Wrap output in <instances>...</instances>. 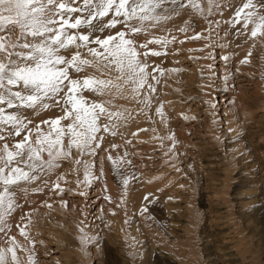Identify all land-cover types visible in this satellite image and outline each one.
Here are the masks:
<instances>
[{
	"label": "rangeland",
	"instance_id": "374dc122",
	"mask_svg": "<svg viewBox=\"0 0 264 264\" xmlns=\"http://www.w3.org/2000/svg\"><path fill=\"white\" fill-rule=\"evenodd\" d=\"M67 1L83 7V0H61ZM253 1L264 13V0ZM41 2L44 16L56 21L48 26L65 28L62 10ZM184 12L167 35L146 34L147 79L138 94L117 82L116 98L134 109L125 115L130 129L123 132L112 123L116 118L101 114L97 139L83 150L69 148L70 136H63L55 167L44 162L46 151L35 169L13 164L34 178L10 185L0 207V250L16 251V261L8 253L6 264H264V34L237 41L232 18L215 6L198 16ZM84 14L65 13V19ZM79 28L67 32L91 31ZM50 35L11 25L0 31L13 53H28L24 44ZM75 52L60 51L69 59ZM64 120L67 131L72 121ZM7 130L0 128V153L24 138L11 140ZM7 173H0V193Z\"/></svg>",
	"mask_w": 264,
	"mask_h": 264
},
{
	"label": "snow or ice",
	"instance_id": "6c2138e0",
	"mask_svg": "<svg viewBox=\"0 0 264 264\" xmlns=\"http://www.w3.org/2000/svg\"><path fill=\"white\" fill-rule=\"evenodd\" d=\"M190 2L194 8L200 10L193 0ZM211 3L212 0H209V4ZM48 4H55L63 10L59 13L60 22L66 27L59 32L48 26L56 21L44 16L45 8L41 0H0V31H8V26L11 25L18 26L22 33L28 32L32 36H44L45 33H52L43 42L32 46L24 44V48L31 47V51L28 53L9 52L7 45L3 43L4 37H0V54L4 55V59L0 60V89L3 90L0 91V104H6L8 108L17 106L35 108L40 105L47 109L49 104L45 102L46 100L51 99L59 104L60 93H64L65 97L64 116L42 122L49 124L50 130L43 136L37 134L36 146L28 143V137L17 142L13 150H9L7 144L4 145L3 151L0 153V161L3 162L0 173H4L5 169H8V173L3 175L2 182L5 187L0 193V207L5 205L6 197L11 195L10 185L17 184L20 180L34 178L30 177L24 169L13 167V164L18 165L24 162L30 169H35L40 166L39 162L43 159L42 153L46 151L48 160L44 162L49 167H55L53 160L63 151L62 138L64 135L70 136L69 148L76 146L81 150L97 139L95 135L99 131L97 121L105 109L99 103L88 104L85 102L83 97L77 96L76 89L93 84L107 86L111 82L85 78L81 83L79 80L70 78V70L80 72L85 66L92 64V61L80 57L78 51L80 47H86L93 59L102 63L104 68L117 71L120 74L117 79L126 78L125 82L133 86L134 92L142 88L147 79L146 65L138 59L139 53L134 42L131 39H126L124 32H118L116 36L91 38L90 35L85 34H68L67 29H78L82 24L95 29L96 25L93 24V21L106 17L110 13H114L115 16H123L125 21L157 19L151 14L161 7L160 0H83L82 8L69 7L68 3L61 2V0H48ZM180 6L184 7L185 5L181 4ZM254 7L251 0H248L243 4L242 9L237 10L236 15L240 16L244 9ZM84 11L87 12V16L83 20L75 18L74 22H71L65 19V13ZM249 22L254 25L251 30L253 37L257 36L258 32L264 34V15L257 16L255 12L249 11L245 14V28L248 27ZM116 23L117 21L113 18L109 23L100 26L98 30L103 32L105 28L115 27ZM130 30L133 33L140 31L135 27ZM91 43L98 45L100 50L87 47ZM12 47L15 48L16 45L12 44ZM69 47L77 49L70 59L59 52L60 49ZM141 47H146V45H141ZM152 54L158 55L159 53L153 52ZM13 55L21 57V63L13 60ZM65 81H68L67 85H65ZM10 86H18L20 90L13 91ZM62 119L72 121L67 125V131L60 126ZM0 124L11 125L15 129L14 134L19 136L23 121L17 115L5 114L4 108H0ZM126 183L127 180H125ZM11 207L12 201L7 200V209H11ZM21 234H24L23 230ZM12 240L14 244L15 238ZM83 240L84 238H82ZM8 253H11L12 260L16 261L15 248L9 247L6 250H0V264H6Z\"/></svg>",
	"mask_w": 264,
	"mask_h": 264
},
{
	"label": "bare ground",
	"instance_id": "6f19581e",
	"mask_svg": "<svg viewBox=\"0 0 264 264\" xmlns=\"http://www.w3.org/2000/svg\"><path fill=\"white\" fill-rule=\"evenodd\" d=\"M197 1L200 2V0H193V2L195 4L197 3V5L199 6L200 10H198L197 8H194L192 6V3L190 2V0H175V3H173V0H160L161 7L157 8L155 10V12L151 14L152 16L157 17V19H151V20H145V21H140V20H137V19H132V20H129V21H125L123 16H115L114 13H110L106 17L99 18V19L93 21V24L96 25V28L93 29L92 27H89L88 29L91 30L90 33H89V31L85 32L84 30L83 31L77 30V34L76 35L85 34V35H90L91 38H94V37H97V36H99L101 38H105L108 35L116 36V34L118 32H124L126 34L125 38L126 39H131L134 42V46L136 47L137 52L139 53V50L140 49L142 50L143 54L142 55L139 54L138 59L143 64H145L147 66V64L149 62L148 53H147V49L149 48V46H148L149 44H148V42L146 40V34L157 35V36L159 34H162V36L167 35L168 32L174 30V24H172V23L175 20L178 21L180 19V17H182L181 14L184 11L185 12L186 11L190 12L193 9V11L195 12L194 15L198 16V13L201 14L202 11L205 12V10L210 5L212 7L215 6V10L217 12H222L223 11L225 16L229 17L228 20L230 18H232V20H230V22L228 23V26L232 29L231 32L233 31V34L235 35V39L237 41H240L239 39L242 38L243 35H244V38H246L244 40H250L249 42H251V38H250L251 37V30H252L254 25L251 22H249L248 27L247 28L244 27L245 14L247 12H249V11H252V12H255L257 15H260V13H261V15H264L263 12L259 13V11H262V10L257 6V3L255 1H253V0H251V3L255 7L254 8H250V9H244L241 12L240 16L236 15L237 10L238 9H242L243 4L247 3L248 0H212L211 4H209V0H204V4H201V3L199 4ZM66 3H68L69 7H72V5H73L72 2L69 3V1H67ZM181 4L185 5L186 8L184 9V7H181L180 6ZM188 5H189V8H187ZM180 9H182V10L180 11ZM168 12H170L171 14L173 12H175L177 15L176 16L174 15V17H171L173 15L167 17V15H170V13H168ZM84 15L86 17V14H84ZM162 16L165 17V18H163ZM73 18H75V17H73ZM113 18L117 21V23L115 24V27L105 28L103 32L98 30L100 26L109 23ZM254 19H255V17H254ZM73 20H75V19H73ZM158 25H159V27H158ZM64 27H66V26H64ZM132 27L139 28L140 31L136 32V33H133L130 30ZM59 30L60 29H58L57 32H59ZM61 30H62V28H61ZM246 35H248V36L250 35L249 39H247ZM240 36H242V37H240ZM117 39H118V37H117ZM137 39H139V40L137 41ZM141 45H146V47H141ZM87 47H94V48H97L98 50H100L99 46L96 45L95 43L88 44ZM73 48H74V50L77 51V49L75 47H73ZM60 51H63V49H60L59 52ZM78 51L81 52V54H80L81 58L88 59V60L92 61V64L89 65V66H85L83 68V70L80 71V72H76L74 70H70L69 71V76H70L71 79L76 78L77 75L79 74L80 76L77 77L76 80L81 81V83L83 82V80L85 78H93L95 80H105V81H110L111 83L108 84L107 86H101V85L93 84L91 86L79 87V88L76 89L77 96L78 97H83V100L85 102H87L88 104H91L92 102H96V103L101 104L104 107V109H105L103 114L108 116V118L112 117L111 118L112 120H113V118H116L115 120H113V122L112 121L111 122L114 124V126L120 127L118 129H121V130L122 129L125 130V128H129L130 129V126L128 127L127 125L132 123V121H131L132 119L130 118L129 114L127 116H125L126 112H129L127 110H130L131 112L134 110V109L132 110V109H126L125 108V107H128L127 104L129 103L130 100L127 103V100L125 98V100H126L125 102L127 103L126 104V103L122 102L120 100V98L119 99L116 98V95L118 96V94L116 93L117 87H119L117 82H120L121 80H125L126 78L125 79H117V77L120 74L117 71H110L109 69L104 68L102 63H100V62H98V61L93 59V57L88 53L86 47L84 48L82 46V47H80L78 49ZM60 54L62 55V53H60ZM76 73H78V74L75 75ZM64 83H65V85H67L68 81H65ZM128 85L131 88H133V86L131 84L128 83ZM65 91H67V89H65ZM128 91L131 92L130 90H128ZM135 93H133V94H135V95L138 94L137 92H135ZM133 97H135V96H133ZM59 100H60L59 104L55 103V101L51 100V99L46 100L45 102L49 104V107L47 109L43 108L40 105H37L35 108L19 107V106L13 107V108H8L7 105L5 104L4 110H5V114L17 115V116H19L21 118V120L23 121V125H21V133H20V135L22 137H28L29 140H30V143L33 144L35 142L37 136L36 135L32 136L31 131L33 129V125L36 122L40 123L38 121H41V120H42L41 122H43V121H45L46 116L49 119L50 115H54L55 116L54 118H56V119L58 117H63V115H64L63 114L64 113V101H65L64 93H60ZM68 107L70 108L71 106L69 105ZM132 113H134V112H132ZM73 118H74V113H73ZM53 120H55V119H53ZM64 121L65 120L62 119L60 121V124L61 125L65 124L66 122H64ZM1 125H2L1 126L2 128L6 127L8 129L7 131L9 132L8 134H9L11 140L16 137V135L14 134L15 129L11 125H5V124H1ZM41 125H42V123H41ZM47 125L48 126H46V130L48 131L47 127H49V124H47ZM133 125H134V120H133ZM34 127H36V126H34ZM40 128L42 130H40L39 134H41V136L45 135L46 134L45 132H47V131H45V124H43V126L40 127ZM113 129H115V128H113ZM124 130H122V131L124 132ZM13 148H14V146H13ZM13 148H11L10 150H13ZM17 159H19V158H17ZM87 169L88 168L86 167V171L84 172V178L85 179L89 178L88 174H89L90 171L88 170L89 172H87ZM83 181H85V180H83ZM95 213H96V211L94 212V214ZM7 260L8 259L6 258V262H7ZM7 263H9V262H7Z\"/></svg>",
	"mask_w": 264,
	"mask_h": 264
}]
</instances>
